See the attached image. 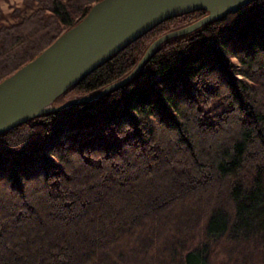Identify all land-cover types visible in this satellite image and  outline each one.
I'll return each mask as SVG.
<instances>
[{
	"label": "trees",
	"instance_id": "16d2710c",
	"mask_svg": "<svg viewBox=\"0 0 264 264\" xmlns=\"http://www.w3.org/2000/svg\"><path fill=\"white\" fill-rule=\"evenodd\" d=\"M100 1L24 0L17 22L0 17V83ZM207 15L157 25L53 107L98 96ZM131 256L264 264V0L165 42L127 85L0 136V264Z\"/></svg>",
	"mask_w": 264,
	"mask_h": 264
},
{
	"label": "water",
	"instance_id": "95a60500",
	"mask_svg": "<svg viewBox=\"0 0 264 264\" xmlns=\"http://www.w3.org/2000/svg\"><path fill=\"white\" fill-rule=\"evenodd\" d=\"M254 0H101L77 25L37 58L0 83V136L24 123L79 103L97 100L130 83L167 41L235 13ZM209 15L157 39L134 71L98 96L53 107L56 99L157 25L182 14Z\"/></svg>",
	"mask_w": 264,
	"mask_h": 264
},
{
	"label": "rangeland",
	"instance_id": "374dc122",
	"mask_svg": "<svg viewBox=\"0 0 264 264\" xmlns=\"http://www.w3.org/2000/svg\"><path fill=\"white\" fill-rule=\"evenodd\" d=\"M23 5H24V0H0V17L2 18L3 23L9 25V24H13V23L17 22L18 18L14 16V11L17 8L23 7ZM191 201H192V199H191ZM176 227H179V226H178V224L175 223L174 229L172 231V234L169 236V239H171L174 235H176L175 234ZM174 260L175 261H173L171 259H165V263L176 264L177 263L176 260H178V259H174ZM137 261H139V259H132V256H131V259L125 260V262L129 263V264H135L134 262H137Z\"/></svg>",
	"mask_w": 264,
	"mask_h": 264
}]
</instances>
